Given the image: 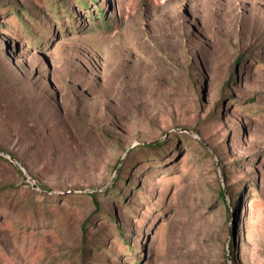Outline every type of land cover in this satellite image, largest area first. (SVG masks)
<instances>
[{
  "label": "rangeland",
  "instance_id": "obj_1",
  "mask_svg": "<svg viewBox=\"0 0 264 264\" xmlns=\"http://www.w3.org/2000/svg\"><path fill=\"white\" fill-rule=\"evenodd\" d=\"M0 264H264V0H0Z\"/></svg>",
  "mask_w": 264,
  "mask_h": 264
},
{
  "label": "trees",
  "instance_id": "obj_2",
  "mask_svg": "<svg viewBox=\"0 0 264 264\" xmlns=\"http://www.w3.org/2000/svg\"><path fill=\"white\" fill-rule=\"evenodd\" d=\"M105 22H106V21H105ZM25 23H26V22H25ZM27 31L32 32V29L29 28V29H27ZM231 218H233V214H231Z\"/></svg>",
  "mask_w": 264,
  "mask_h": 264
}]
</instances>
